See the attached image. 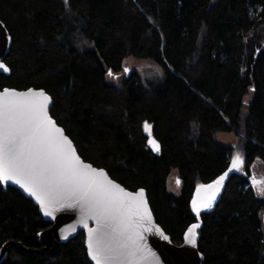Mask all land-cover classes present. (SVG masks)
Listing matches in <instances>:
<instances>
[{
  "label": "trees",
  "instance_id": "obj_1",
  "mask_svg": "<svg viewBox=\"0 0 264 264\" xmlns=\"http://www.w3.org/2000/svg\"><path fill=\"white\" fill-rule=\"evenodd\" d=\"M0 20L12 41L0 90H44L80 157L144 189L175 245L196 222V187L240 152L243 167L201 212L198 250L203 264H264V198L248 181L264 164V0H0ZM127 57L153 60L162 79L150 88L132 72L107 80ZM220 132L235 144H219ZM173 170L179 195L168 190ZM48 226L31 200L0 184V248L10 243L1 264H91L83 233L45 251L37 234Z\"/></svg>",
  "mask_w": 264,
  "mask_h": 264
},
{
  "label": "snow or ice",
  "instance_id": "obj_2",
  "mask_svg": "<svg viewBox=\"0 0 264 264\" xmlns=\"http://www.w3.org/2000/svg\"><path fill=\"white\" fill-rule=\"evenodd\" d=\"M0 70L9 71L3 62ZM108 75H113L111 70ZM50 102L51 97L43 90L0 91V184H18L37 200L46 216L55 218L57 211L79 209L83 227L88 229V256L95 264H144V234L155 230L169 239L154 224L144 189L127 191L104 169L85 163L64 130L49 116ZM144 128L151 136V125L145 122ZM149 144L160 151L155 139H149ZM243 164L238 153L228 171L197 187L191 201L197 219L203 209L213 207L229 172L239 171ZM88 220H94L96 227L89 228ZM200 227L194 223L187 229L186 244L197 246Z\"/></svg>",
  "mask_w": 264,
  "mask_h": 264
},
{
  "label": "water",
  "instance_id": "obj_3",
  "mask_svg": "<svg viewBox=\"0 0 264 264\" xmlns=\"http://www.w3.org/2000/svg\"><path fill=\"white\" fill-rule=\"evenodd\" d=\"M0 22H2V21L0 20ZM11 43H12L11 37H10L5 25L2 22V24H0V62L4 63V58L6 57V55L10 51ZM125 73L127 74V72H125ZM0 74L8 76L10 74V71L5 72L3 70H0ZM3 89H1L0 91H2ZM29 89H34V88H29ZM27 90L28 89L17 90V91L25 92ZM35 90L39 91L41 89H35ZM51 107H52V99L48 105V114L50 117H51V115H50ZM57 126L60 127L58 124H57ZM60 128H62V127H60ZM64 134H65V132H64ZM149 139H155V138H153L152 136H149V138L147 139V143H146L147 148H149L154 154L158 155L160 153V151L157 152V151L153 150L152 146L149 144ZM77 154H78V152H77ZM84 162L88 163L86 161H84ZM93 167H95V166H93ZM109 178L111 180H113L110 176H109ZM113 181H115V180H113ZM248 181L251 183L252 186H254L258 182V180L256 178H254L253 174H251L248 177ZM116 183H118V182H116ZM1 186L3 187L4 190H6L7 187H13V188L17 189L18 191H20V193H22L26 198L31 200L38 207L39 213L42 215L44 221L49 224V226L47 228L41 230L37 234L38 242L45 251L53 252V251L57 250L61 244H65L69 240L73 239L77 234L83 233L84 234V245H85L86 253L88 256V251H87L88 229L83 227V224L81 222V213H80L79 209H63V210L57 211L54 214L55 218H53L52 216H46V215H44L43 211H41L40 204L37 202V200L34 197L30 196L18 184H14L11 181H9V182H7V184H1ZM121 187L125 188L122 185H121ZM126 190L130 191L128 189H126ZM139 190L140 189H137L136 191H130V192H137ZM144 192H145V199L147 201V206H148L149 210L151 211L150 206L148 204L146 191L144 190ZM204 210H207V209H203L202 211H204ZM194 216H195V214H194ZM152 218H153L154 224L157 225L159 227V229L164 233V235H166L169 239L165 240L163 238V236H161L159 234V232H157L155 230H153L152 232L145 233L144 234L145 239L142 242L143 245L145 246V255H146V260H145L144 264H203L204 259L201 258V253L198 250L199 235H198L196 247H192L191 245L185 243V241H184V234L185 233L183 234L181 244L175 245L174 243H172L170 236L167 235L165 233V231L161 228V226L156 223L153 214H152ZM195 218H196L195 223L201 224L200 217H199V219H197V217L195 216ZM262 224L264 225V211L262 213ZM88 227L89 228H95L96 227L95 221L94 220H88ZM187 229H186V231H187ZM64 236H67V239H64L63 238ZM8 245H10L9 242L3 244L2 247L0 248V264L7 258ZM21 250L24 252H28V250L22 246H21ZM148 250H150V252ZM152 253H154L155 255L153 256ZM88 259L91 262V264H95V262L91 259V257L88 256Z\"/></svg>",
  "mask_w": 264,
  "mask_h": 264
},
{
  "label": "rangeland",
  "instance_id": "obj_4",
  "mask_svg": "<svg viewBox=\"0 0 264 264\" xmlns=\"http://www.w3.org/2000/svg\"><path fill=\"white\" fill-rule=\"evenodd\" d=\"M122 65L124 69L127 68L129 70L127 71V73L129 72L136 73L140 77L142 84L146 88H150V86L158 83L162 79V76H163V70L161 66L150 59H137L134 57H127L123 60ZM124 75H125V71H122L121 73H118L112 76L108 75L107 80H109L110 82H118ZM217 141L222 146L231 147L235 144L236 137L233 133L220 132L217 134ZM238 153L240 154V152L235 153L233 158ZM240 156L243 159L241 154ZM233 171H236V170H233ZM252 171L254 173L253 174L254 178H256L259 181L258 184L255 186L256 187L255 189L257 193L262 198H264V164L255 163ZM176 179H177V170H173L168 179V190L174 195H179L180 188H179V185L175 184ZM195 193H196V190L194 192L193 198L195 196ZM220 194H221V191H220ZM220 194L217 196L216 200L219 198Z\"/></svg>",
  "mask_w": 264,
  "mask_h": 264
},
{
  "label": "crops",
  "instance_id": "obj_5",
  "mask_svg": "<svg viewBox=\"0 0 264 264\" xmlns=\"http://www.w3.org/2000/svg\"><path fill=\"white\" fill-rule=\"evenodd\" d=\"M259 182V181H258Z\"/></svg>",
  "mask_w": 264,
  "mask_h": 264
}]
</instances>
